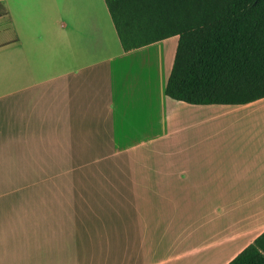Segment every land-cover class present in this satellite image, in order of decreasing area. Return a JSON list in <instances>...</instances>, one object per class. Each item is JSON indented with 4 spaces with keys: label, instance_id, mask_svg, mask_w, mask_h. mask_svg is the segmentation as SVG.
I'll use <instances>...</instances> for the list:
<instances>
[{
    "label": "crops",
    "instance_id": "1",
    "mask_svg": "<svg viewBox=\"0 0 264 264\" xmlns=\"http://www.w3.org/2000/svg\"><path fill=\"white\" fill-rule=\"evenodd\" d=\"M178 40L0 0V264H228L264 232V98L169 97Z\"/></svg>",
    "mask_w": 264,
    "mask_h": 264
},
{
    "label": "trees",
    "instance_id": "2",
    "mask_svg": "<svg viewBox=\"0 0 264 264\" xmlns=\"http://www.w3.org/2000/svg\"><path fill=\"white\" fill-rule=\"evenodd\" d=\"M125 51L178 36L165 92L191 104L264 98V0H105ZM228 264H264V232Z\"/></svg>",
    "mask_w": 264,
    "mask_h": 264
},
{
    "label": "rangeland",
    "instance_id": "3",
    "mask_svg": "<svg viewBox=\"0 0 264 264\" xmlns=\"http://www.w3.org/2000/svg\"><path fill=\"white\" fill-rule=\"evenodd\" d=\"M176 42V39L175 38H173V40H171L170 42H169V44H171V43H175ZM146 57V56H145ZM146 58H150V55H148V57H146Z\"/></svg>",
    "mask_w": 264,
    "mask_h": 264
}]
</instances>
